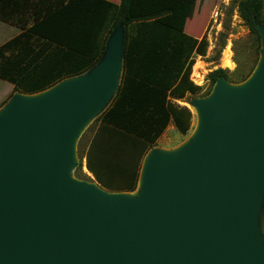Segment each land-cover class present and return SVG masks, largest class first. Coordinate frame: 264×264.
<instances>
[{
    "label": "water",
    "instance_id": "obj_1",
    "mask_svg": "<svg viewBox=\"0 0 264 264\" xmlns=\"http://www.w3.org/2000/svg\"><path fill=\"white\" fill-rule=\"evenodd\" d=\"M240 86L219 78L198 136L151 149L137 199L72 176L77 142L121 85L119 23L101 62L0 110V264H264V27ZM84 169V165H83ZM140 171V174H141Z\"/></svg>",
    "mask_w": 264,
    "mask_h": 264
},
{
    "label": "trees",
    "instance_id": "obj_2",
    "mask_svg": "<svg viewBox=\"0 0 264 264\" xmlns=\"http://www.w3.org/2000/svg\"><path fill=\"white\" fill-rule=\"evenodd\" d=\"M145 4L146 0H121L119 4L108 0H0V20L23 27V32L0 47V80L13 85L15 93L38 94L89 72L101 62L118 24H123L121 85L97 120L79 165L82 171L85 159L94 181L108 192L136 191L142 162L170 122L174 121L182 135L192 127V112L174 101L201 92L191 77L195 56L207 55L206 36L196 39L182 31L187 29V20L174 26L157 21L170 11L150 16ZM191 8L185 9L186 16L193 14ZM238 11L260 41L256 25L264 27V0H241ZM251 74L252 70L234 80L227 70L217 69L208 74V80L213 87L221 77L238 83Z\"/></svg>",
    "mask_w": 264,
    "mask_h": 264
},
{
    "label": "rangeland",
    "instance_id": "obj_3",
    "mask_svg": "<svg viewBox=\"0 0 264 264\" xmlns=\"http://www.w3.org/2000/svg\"><path fill=\"white\" fill-rule=\"evenodd\" d=\"M109 1L118 3L120 0ZM240 1L241 0H167V5L171 6L169 9L173 10L174 19L179 22H186L187 20L186 28L190 31L192 30L193 33L197 35L204 32V36H206L209 42V47L206 57L200 59L201 61H199L194 68V74L192 73L195 80L193 83L201 88L200 94L196 96L188 94L180 103L177 102V104L187 107L192 112V127L187 135H182L178 131L169 133L167 137H164L160 141V145L164 146L163 149L168 151L175 150L185 145L189 140H193L192 137L197 122V115L192 103L198 99L209 97L214 91V86L212 87L208 80V74L210 72L208 73L204 71V68L209 69L214 68L215 66V70L225 69L228 71L229 76L234 80L240 79L251 70L253 74L256 70L261 58V37L260 41H258L256 35L250 32L248 26H246L245 22L241 19L238 11V4ZM215 6H220L216 22L211 20L212 11ZM189 7L194 8H191L193 10V15L188 18L185 15V9ZM152 9L153 4L151 5V8L147 9L146 13L149 14ZM9 33L0 34V44L5 43L12 36L13 33ZM228 48L233 55L232 59L235 64L233 69L224 68L222 62L224 53ZM200 70H203V78L199 74ZM245 81L238 83L228 82L231 85L238 87ZM17 95L18 93L14 92L13 85L0 80V110L10 103ZM109 107L110 105H107L101 110H98V112L90 119L89 124L81 134L76 149L77 160L80 164L82 163L80 154L91 141L97 125L99 124L97 120ZM156 147H158V144L153 149ZM75 173L79 175V178H77ZM87 174L85 168L81 171L79 170V167H75L72 171V176L75 179L95 183L94 179ZM139 185L138 193L132 196H138V194L141 193L142 188L140 181ZM261 225L264 236V201L261 210Z\"/></svg>",
    "mask_w": 264,
    "mask_h": 264
},
{
    "label": "crops",
    "instance_id": "obj_4",
    "mask_svg": "<svg viewBox=\"0 0 264 264\" xmlns=\"http://www.w3.org/2000/svg\"><path fill=\"white\" fill-rule=\"evenodd\" d=\"M109 1V0H108ZM112 2V1H111ZM121 2V0L118 2V3H115V4H119ZM114 3V2H113ZM153 4V9L151 10V12L148 14V15H155V14H159L160 12H163V11H170V14H168V15H165V16H162V17H159V18H157L156 20L157 21H159V22H161V23H163V24H169V25H171V26H174V24H182L183 23V21L181 22H179V21H177V20H175L174 19V15H173V10L172 9H169V8H171V6H169V5H167V0H146V4H145V10H147L148 8H151V5ZM144 10V11H145ZM145 13V12H144ZM193 14H191V15H187L186 17H190V16H192ZM31 24L32 23H29V24H27L26 25V27L28 28V27H30L31 26ZM22 24H13V23H8V22H3V21H1L0 20V34L1 33H9L10 31V33H13L12 34V36L5 42V43H2V44H0V47L1 46H3L4 44H6L7 42H9L10 40H12V39H14L15 37H17L21 32H23V30H22ZM182 31H184L186 34H188V35H191V36H193L194 38H196V39H201L204 35H205V33L203 32V33H200L199 35H197V34H195V33H193L192 31H190V30H188V29H182ZM9 33V34H10ZM201 58H203V57H200V56H195V60H196V63H195V65H194V67H193V74H194V68H195V66L197 65V63L199 62V61H201L200 59ZM216 68H215V66H214V68H204V71H206V72H211V71H214ZM199 74L201 75V77L203 78V70H200L199 71ZM176 104H177V102H181V100L180 101H177V100H175L174 101ZM176 131H178V129H177V127H176V125H175V123H174V121L172 120L171 122H170V124H169V126H168V128L166 129V131L164 132V134L160 137V139L157 141V144H158V147H156V148H158V149H163V147L164 146H162V145H160V141L164 138V137H167V135H169V133H171V132H176ZM179 132V131H178ZM180 133V132H179ZM89 144V143H88ZM156 144V145H157ZM83 165H84V168L87 170V168H86V160L84 159L83 160ZM84 170V169H83ZM87 173L90 175V177H92L93 178V176L88 172V170H87ZM87 174V175H88Z\"/></svg>",
    "mask_w": 264,
    "mask_h": 264
},
{
    "label": "bare ground",
    "instance_id": "obj_5",
    "mask_svg": "<svg viewBox=\"0 0 264 264\" xmlns=\"http://www.w3.org/2000/svg\"><path fill=\"white\" fill-rule=\"evenodd\" d=\"M233 55H232V52L231 50L228 48L225 53H224V56H223V59H222V62H223V66L224 68L226 69H233L235 67V64L233 62V59H232ZM261 62V61H260ZM259 62V63H260ZM261 66V64H259ZM203 68V67H202ZM259 68V66H258ZM257 68V70H258ZM195 112H196V115H197V122H196V126H195V129L193 131V139H195L199 132H200V129H201V114H200V111L198 109L195 108ZM147 169H148V159L146 158L145 162H144V165L142 167V171H141V174H140V183H141V188L143 189V187L145 186V179H146V174H147ZM86 170V169H85ZM87 172V170H86ZM140 187V185H139ZM141 194H138V196H140ZM131 199H137L138 196H132V195H128Z\"/></svg>",
    "mask_w": 264,
    "mask_h": 264
},
{
    "label": "built area",
    "instance_id": "obj_6",
    "mask_svg": "<svg viewBox=\"0 0 264 264\" xmlns=\"http://www.w3.org/2000/svg\"><path fill=\"white\" fill-rule=\"evenodd\" d=\"M219 11H220V6H215L213 11H212L211 20H214L216 22V19L218 17ZM191 79H192L193 82H195V80L193 78V75H192Z\"/></svg>",
    "mask_w": 264,
    "mask_h": 264
}]
</instances>
